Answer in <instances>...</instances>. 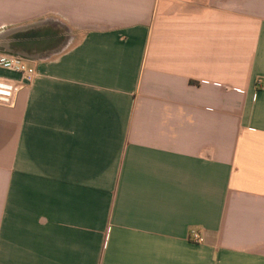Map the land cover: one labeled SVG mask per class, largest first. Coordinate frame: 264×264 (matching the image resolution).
Returning <instances> with one entry per match:
<instances>
[{
    "label": "crops",
    "instance_id": "1",
    "mask_svg": "<svg viewBox=\"0 0 264 264\" xmlns=\"http://www.w3.org/2000/svg\"><path fill=\"white\" fill-rule=\"evenodd\" d=\"M28 29L65 41L0 86V264H264V0H0Z\"/></svg>",
    "mask_w": 264,
    "mask_h": 264
},
{
    "label": "water",
    "instance_id": "2",
    "mask_svg": "<svg viewBox=\"0 0 264 264\" xmlns=\"http://www.w3.org/2000/svg\"><path fill=\"white\" fill-rule=\"evenodd\" d=\"M59 32L62 33L63 30H59ZM59 32L52 33L49 30L48 32L35 33L34 29L18 31L16 33L19 34V38L24 40L0 46V53L27 60L32 55L30 51L36 48L41 47L42 52L55 51L65 41V36L55 37Z\"/></svg>",
    "mask_w": 264,
    "mask_h": 264
},
{
    "label": "built area",
    "instance_id": "3",
    "mask_svg": "<svg viewBox=\"0 0 264 264\" xmlns=\"http://www.w3.org/2000/svg\"><path fill=\"white\" fill-rule=\"evenodd\" d=\"M0 70L18 75V80L16 81H10L0 76V86H4L8 90L13 85L23 87L25 81L30 82L35 76L34 70L27 67L23 59L2 53H0ZM190 235L194 241H201L196 232L191 231Z\"/></svg>",
    "mask_w": 264,
    "mask_h": 264
}]
</instances>
